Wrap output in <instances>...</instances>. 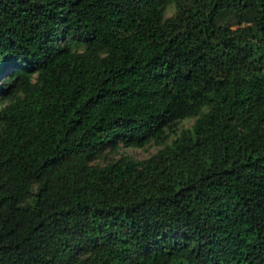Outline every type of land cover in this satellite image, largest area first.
<instances>
[{
  "label": "trees",
  "instance_id": "16d2710c",
  "mask_svg": "<svg viewBox=\"0 0 264 264\" xmlns=\"http://www.w3.org/2000/svg\"><path fill=\"white\" fill-rule=\"evenodd\" d=\"M0 264H264V0H0Z\"/></svg>",
  "mask_w": 264,
  "mask_h": 264
},
{
  "label": "rangeland",
  "instance_id": "374dc122",
  "mask_svg": "<svg viewBox=\"0 0 264 264\" xmlns=\"http://www.w3.org/2000/svg\"><path fill=\"white\" fill-rule=\"evenodd\" d=\"M174 12H175L174 5L173 4L169 5L165 10V17L167 18V17L172 16ZM193 122H194L193 119L184 120L180 122L176 128L177 133H179L180 131L184 129H190L191 126L193 125ZM174 138H175V135L170 136L169 139H167V143L169 144ZM159 148L160 147L155 146L153 144H150L141 149L120 148L117 153H111V154L107 153L104 159L98 160L94 162V164L98 166H104L110 162L116 161L117 159H119L120 156H124V155L130 156L134 160L140 161V160L147 159L151 157L152 155H154L158 151Z\"/></svg>",
  "mask_w": 264,
  "mask_h": 264
}]
</instances>
